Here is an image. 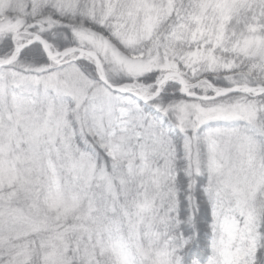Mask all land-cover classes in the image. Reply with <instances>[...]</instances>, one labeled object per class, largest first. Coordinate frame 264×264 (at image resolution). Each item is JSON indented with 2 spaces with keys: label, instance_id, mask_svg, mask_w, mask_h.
<instances>
[{
  "label": "snow or ice",
  "instance_id": "1",
  "mask_svg": "<svg viewBox=\"0 0 264 264\" xmlns=\"http://www.w3.org/2000/svg\"><path fill=\"white\" fill-rule=\"evenodd\" d=\"M0 264H264V0H0Z\"/></svg>",
  "mask_w": 264,
  "mask_h": 264
}]
</instances>
